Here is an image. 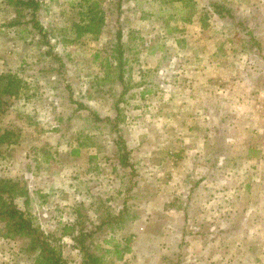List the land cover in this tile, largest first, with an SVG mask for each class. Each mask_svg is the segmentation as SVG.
<instances>
[{
	"label": "rangeland",
	"instance_id": "374dc122",
	"mask_svg": "<svg viewBox=\"0 0 264 264\" xmlns=\"http://www.w3.org/2000/svg\"><path fill=\"white\" fill-rule=\"evenodd\" d=\"M38 1L41 33L0 0V73L22 85L0 179L62 260L85 264L78 238L103 264H264V0ZM89 3L104 23L75 36ZM34 260L0 221V264Z\"/></svg>",
	"mask_w": 264,
	"mask_h": 264
},
{
	"label": "trees",
	"instance_id": "16d2710c",
	"mask_svg": "<svg viewBox=\"0 0 264 264\" xmlns=\"http://www.w3.org/2000/svg\"><path fill=\"white\" fill-rule=\"evenodd\" d=\"M13 6L15 12L14 21L12 25L20 23L22 11L27 9L31 14V21L33 27L38 29L41 33L43 31L39 20L36 18V11L39 8L38 0H7ZM209 5L212 11L220 17H232L231 8L226 5L210 1ZM97 7L94 3H89L83 7L84 12L82 22L77 25H72L75 36H80L82 33L96 34L99 28L104 23L103 16L96 10ZM44 33V32H43ZM116 40L120 43L121 32L118 31ZM120 46V45H119ZM118 63L121 62L122 51L121 48L117 49ZM21 79L12 72L0 73V110H2V99L4 97H16L21 91ZM82 106V104H81ZM96 121H103L111 125L112 130L116 131L119 124V115L114 118L110 116H99L91 112ZM12 132L9 129L0 128V144L11 143ZM117 158L122 165L127 163V146L124 139L119 134L114 140ZM18 193V188L13 184L0 179V221L5 224L8 232L14 236H23L28 239V249L35 253V264H66L61 257L60 251L50 243L44 234L36 227L29 216L19 209L15 203V198ZM80 239V238H79ZM80 250L83 254V261L85 264H103L100 256L90 251V246L85 244L82 239L78 240Z\"/></svg>",
	"mask_w": 264,
	"mask_h": 264
}]
</instances>
